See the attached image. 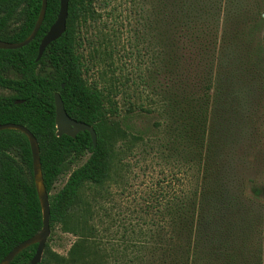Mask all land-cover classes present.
<instances>
[{"label":"trees","instance_id":"16d2710c","mask_svg":"<svg viewBox=\"0 0 264 264\" xmlns=\"http://www.w3.org/2000/svg\"><path fill=\"white\" fill-rule=\"evenodd\" d=\"M98 1L69 0L66 32L46 49L39 61L41 41L58 17L60 0H48L44 23L33 42L19 50H0V89L10 92L8 96H0V125L24 126L36 137L49 194L51 230L59 227L63 233L78 238L66 257L53 253L47 243L40 264H50V260L56 264H106L92 224L93 202L86 199L85 192L92 191L93 199L94 194L99 196L112 180L117 165L143 143L129 125L135 109L150 114L153 111L143 105H130L128 114L121 117L114 99L119 79L107 86L89 79L92 67L81 52L80 32L89 20H96ZM253 1L248 6V0H156L154 14L168 10L174 33L196 50L200 67L194 85L196 94L189 98L190 109L188 105L185 109L176 95L168 103L158 104L152 99V104L160 113L167 108L173 121L183 123L173 132L175 140L185 138L187 142L189 171L198 168L199 173L202 169L204 173L194 181L187 173L189 188L179 197L173 194L170 199L169 192L160 190L159 196L170 199L166 207L171 222L170 238L164 241L159 234L151 236L149 248L151 242L146 234H141L134 260L142 264L146 263L147 249L160 264H245V246L255 223L254 203L244 192L239 190L236 194L223 180L213 178L208 157L203 159V141L213 111L227 115V118L222 116V125H230L229 116L235 117L248 104V93L238 84L240 75L252 74L264 83V0ZM41 6L42 0H0V41H25L35 28ZM248 8L251 11H246ZM234 23L236 27L232 30L229 27ZM242 26L252 32L239 30ZM253 33L262 36L261 42L258 48L248 51L244 44H250ZM241 65L245 69L243 74ZM112 72L115 75V69ZM141 84H146L144 79ZM154 84H148L153 94L159 90ZM56 93L72 119L94 128L96 147L88 132L76 138L57 137ZM185 123L189 125L187 129ZM87 154L85 164L74 170L65 186L51 196L65 166ZM162 216L165 217L163 213ZM42 228V208L35 187L29 140L22 132L2 131L0 263ZM159 232H164L163 227ZM36 251L37 245L29 247L11 264H31Z\"/></svg>","mask_w":264,"mask_h":264},{"label":"rangeland","instance_id":"374dc122","mask_svg":"<svg viewBox=\"0 0 264 264\" xmlns=\"http://www.w3.org/2000/svg\"><path fill=\"white\" fill-rule=\"evenodd\" d=\"M247 3L251 6L255 2L248 0ZM155 4L156 0H99L96 20H89L80 32L81 52L92 67L89 79L101 86L119 79L114 99L121 117L128 114L130 105L153 108L151 114L135 109V114L129 115V125L142 137L143 143L117 165L112 180L99 196L94 194L93 199L92 191L85 192L86 199L93 202L92 224L96 228V243L107 258L106 264H126L129 260L133 261L130 264H142L134 260L141 234H146L147 241L151 242L149 248L153 236L159 234L164 241L169 240L171 222L166 207L170 199L189 188L188 174L194 181L204 173L203 169L199 173L198 168L189 171L187 142L185 138L175 140L173 132L183 123L173 121L167 108H158L160 113L152 104V99L158 104L168 103L176 95L184 108L188 105L190 109L189 98L196 94L194 85L200 67L196 50L174 33L168 10L156 15ZM232 25L229 28L235 30L236 23ZM242 27L239 30L246 34L252 32ZM253 34L250 44H244L248 51L258 48L261 42L262 36ZM110 66L115 69V75ZM244 70L242 66V74ZM142 79L145 85L141 84ZM150 83L159 89L154 94ZM238 84L247 91L248 104L237 111V119L229 116L230 125H222V116L227 118V115L213 111L205 128L203 159L208 157L214 179L223 180L236 194L240 190L253 201L255 223L245 246V264H264V83L249 74L240 75ZM8 95L9 91L0 89V96ZM185 127L189 125L185 123ZM88 158L87 154L68 163L50 195H56L71 173ZM182 179L185 180L181 182ZM163 188L169 192L170 199L159 196ZM161 227L163 233L159 232ZM77 240L55 227L47 243L53 253L66 257ZM144 256L146 263L143 264H160L150 249ZM50 264L56 262L50 260Z\"/></svg>","mask_w":264,"mask_h":264},{"label":"water","instance_id":"95a60500","mask_svg":"<svg viewBox=\"0 0 264 264\" xmlns=\"http://www.w3.org/2000/svg\"><path fill=\"white\" fill-rule=\"evenodd\" d=\"M47 7H48V0H42L41 11L38 20L36 22L35 28L31 33V35L25 41L21 43H7L0 41V50H4V51L19 50L28 46L31 42H33L44 23ZM68 16H69V0H60V11L58 17L55 23L49 29L47 35L41 41L37 61H39L42 58L46 49L52 43L59 40L65 34L67 28ZM64 87L65 84L62 85V88ZM55 109H56L55 123L57 130L56 135L58 138H61L63 136L76 138L78 134L83 132H88L91 135L94 147L97 146V134L94 128L85 123H81L72 119L67 114L63 100L59 93L55 94ZM7 130H15L22 132L27 136L29 140L31 152H32V158H33V174H34L35 187L42 208L43 228L37 235L15 247L2 260L0 264H11L12 261L20 253H22L23 251L34 245H37V251L34 258L31 261V264H40L43 259L48 238L50 237L51 234V227H50L51 210H50L49 194L45 186L44 178L42 174L39 144L36 137L24 126L15 125V124L0 125V132Z\"/></svg>","mask_w":264,"mask_h":264}]
</instances>
